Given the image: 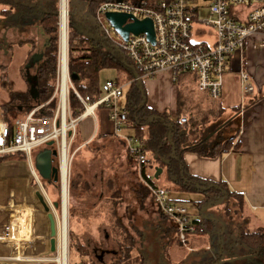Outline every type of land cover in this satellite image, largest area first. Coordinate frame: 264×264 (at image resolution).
Listing matches in <instances>:
<instances>
[{
    "label": "rangeland",
    "instance_id": "rangeland-1",
    "mask_svg": "<svg viewBox=\"0 0 264 264\" xmlns=\"http://www.w3.org/2000/svg\"><path fill=\"white\" fill-rule=\"evenodd\" d=\"M20 3L23 5L20 6ZM32 6H40L38 0L0 2V106L3 103L7 104L11 120L19 117L25 118L36 107L37 111L41 110L55 96L58 98L59 104L61 98L58 75L54 93L47 102H39L29 91L40 73V66L44 62L42 54L50 34L56 35L59 40L58 54L61 46L60 14L58 28L50 33L41 23L44 17L35 13ZM68 8L69 18L70 13L73 14L79 21L80 28H94L101 31V24L96 18L92 0H68ZM213 38V28L204 24H193V42L204 39L212 42ZM119 76H121V81L127 80V77L121 75L119 70L106 68L102 70L100 79L104 82L108 78L116 77L117 79ZM186 83L188 82L183 80L180 85ZM191 88H193L192 91H196L194 84L189 86V89ZM127 89L128 87L126 94ZM126 94L119 98V106L125 104ZM201 96L194 93L193 98L185 99V116L190 120V124L194 123V118L202 119L208 110L209 96L205 97L202 94ZM198 100L204 106L202 109L199 102L196 103ZM93 120V117H88L79 123L76 135L69 147L71 168L68 180V264L82 260L85 263L91 262V264L116 263L119 261L116 259L122 252L121 242L129 244L128 239L132 240L131 244L136 248L133 257H137L134 261H139L138 264H209L215 259H220L219 264H264V260L258 254H252L248 246L241 245L243 235L248 236L253 232L263 234L264 244V230L253 231L248 227L244 220V211L247 216L249 210L245 208L243 211L242 203L238 198L225 196L223 199L226 201H218L211 205L209 202L203 206L200 205V201L203 199L201 198L202 193L174 189L168 182L167 186L172 187H165L168 199L184 205L191 218L202 220L210 218L209 222L213 223L212 229H210L209 223V226H201L199 240L197 243L195 242L194 246L203 249L190 251L180 245L176 232L171 229L167 221H172L170 216L163 214L157 208L150 194L149 183L146 181L147 175L155 177L156 165L144 168L145 171H143V168L127 150L125 140L116 134L97 135L83 148H78V144L85 139V131L79 133L80 127L84 126V129L88 127L91 130L94 126ZM125 130L127 129H124V133ZM233 131V128L229 129L225 135L228 136ZM35 151L39 152L40 148ZM147 155L151 158L153 154L148 153ZM55 163H59V158H56ZM23 169L28 170V165L14 162L0 163V232L11 214L10 210L3 208L12 207L11 201L14 197H18L17 202H21L22 199L28 201L27 192L21 191L18 194L14 190L15 181L11 180L12 173H21L27 179L28 173ZM165 176H167L166 170L160 178L155 177V179L160 183V181L166 180ZM40 180L41 184L32 178L30 186L32 194L29 193L28 202L43 212L37 216L39 231L37 233L39 235H45L50 231L48 214L53 213L58 228L59 249L57 252H51L50 244L42 242L44 240L42 237L39 239L35 251L30 247H20L18 251L14 246L0 240V256H18L22 253L20 256L23 258H34L31 261H0V264H60L58 258L61 246L62 183L43 178ZM73 186L74 189H72ZM37 192L43 194L49 211L45 210ZM45 194L51 202L46 199ZM56 201L59 202L58 207L54 206ZM214 217L217 220H213ZM165 224L166 232L163 228ZM171 224L176 227L175 221H172ZM71 232L78 236L83 243L86 254L81 256L75 250L70 249ZM28 241L33 240L29 239ZM178 254L181 261H177ZM42 256L56 258L58 263L35 259Z\"/></svg>",
    "mask_w": 264,
    "mask_h": 264
},
{
    "label": "built area",
    "instance_id": "built-area-1",
    "mask_svg": "<svg viewBox=\"0 0 264 264\" xmlns=\"http://www.w3.org/2000/svg\"><path fill=\"white\" fill-rule=\"evenodd\" d=\"M62 4L63 0H59L60 25ZM66 8L68 16V0ZM111 11L126 12L138 19L152 18L155 42L150 41L145 33H130L129 39L124 40L106 17V14ZM95 14L101 24L102 34L115 46L122 48L139 70L140 74L137 76V80L153 78L162 71H170L174 81L178 80L182 74H194L198 90L207 93L212 99L221 98L224 75L229 72L235 53L244 50L248 43L254 46H264V0H104L96 9ZM194 23L213 28V41L208 42L204 39L193 42ZM68 29L69 16L67 41ZM202 32L205 33V31ZM66 63L68 66L67 86L69 85V87L63 99V52L62 46H60L57 75L60 80L61 98L53 115H36V107L25 118L15 119L12 135H10L9 124L0 119V155L15 152L25 153L28 170H23L28 173L27 180L30 187L32 178L41 184V177L35 168L34 158L37 153L35 150L47 147L48 143L53 141V147L59 154L60 181L62 183L63 156L67 155L70 164L69 147L76 135L77 126L87 116L94 114L97 108L103 106L109 110L114 134L124 138L127 150L139 166L147 169L156 165L155 168H157L155 157L152 155L149 158L145 151L144 139L136 135H123L129 121L126 110L123 105H118V100L123 96L126 85L114 79H108L101 84L100 93L93 97L83 96L75 90L84 109L78 116L73 117L69 101L70 88L74 89L69 73V43L66 46ZM239 78L244 93H253L254 86L249 80L248 73L244 70L240 71ZM64 126L65 131L63 130ZM146 178L150 194L158 209L176 222L180 241L186 245L187 234L195 231V225L188 209L181 203L168 199L167 189L155 179L154 175H147ZM45 196L50 201L47 194ZM30 205L35 208V211L29 207L30 213L21 211L14 216L10 214L9 219L1 228L0 240L10 244V239H15L24 244L21 245L22 248L30 247L35 251L39 239L42 237L44 239L42 242L50 244L51 235L50 231L45 235L38 234L37 216L43 212L32 203ZM21 215L26 216L24 217L27 219L26 223L30 220V226L25 233H22ZM33 234L37 236L34 240L32 239ZM29 239L33 241L29 242ZM18 246L15 245L14 248L18 250L20 248ZM18 256H0V261L34 260V258L20 256L21 259ZM35 259L37 261H56V258L49 256Z\"/></svg>",
    "mask_w": 264,
    "mask_h": 264
},
{
    "label": "trees",
    "instance_id": "trees-1",
    "mask_svg": "<svg viewBox=\"0 0 264 264\" xmlns=\"http://www.w3.org/2000/svg\"><path fill=\"white\" fill-rule=\"evenodd\" d=\"M37 1V0H36ZM104 0H92V6L96 9ZM0 2H11V0H0ZM40 6H35V13L41 14V23L45 30L50 33L59 26V0H38ZM20 6L23 4H19ZM26 5V4H24ZM27 6V5H26ZM77 18L70 13L68 43H69V73L74 89L69 91V101L72 116L76 117L83 111L84 106L77 97L75 90L83 96H95L100 93V72L106 68L119 70L121 75L127 77L131 83L126 91V102L123 108L127 112L128 121L132 125L135 135L145 140V151L155 155L157 165L166 170V180L172 184L174 189H183L188 191H199L206 198L204 201L210 202L212 193L215 202L220 201L225 196H230L229 189L221 184H214L202 181L189 174L183 155L186 151H193L202 156L216 157L223 154L231 148L236 149V144L232 139H222L221 131L217 137L213 136L218 129H221V123H217V117L208 111L202 119H195L190 124V120L185 116L186 109L185 99L179 96L180 104L177 111V117L167 111L159 112L147 106L146 92L142 85V80H137L140 74L137 67L129 58L127 53L118 46H115L106 36L98 29L80 28ZM50 34L46 48L42 54L44 62L40 66V73L33 88V97L39 102H47L53 95L55 83H57V61H58V38ZM180 77V76H179ZM123 94V96L125 95ZM11 103V102H9ZM58 105V98L46 103L36 115H53ZM1 118L9 124L10 135L14 132V120L8 115L7 104L0 106ZM213 118V120H211ZM213 123L211 126L210 123ZM134 158V157H133ZM135 159V158H134ZM21 163L27 165L25 153L15 152L0 155V163ZM145 171V169H143ZM171 186L167 188H172ZM75 187L73 186L72 189ZM224 192L221 194L219 189ZM196 221V220H195ZM210 218L197 220L196 230L202 231V225L212 224ZM209 226V225H208ZM129 244L121 242L119 260L113 264H138L133 257L136 248L131 244L132 240L128 239ZM242 243V244H241ZM241 245L250 248V252L258 254L264 260L263 234L253 232L241 238ZM70 249L75 250L79 255L86 254V248L79 240L78 236L71 232ZM123 253V254H122ZM220 259H215L209 264H219ZM73 264H91L83 260Z\"/></svg>",
    "mask_w": 264,
    "mask_h": 264
},
{
    "label": "crops",
    "instance_id": "crops-1",
    "mask_svg": "<svg viewBox=\"0 0 264 264\" xmlns=\"http://www.w3.org/2000/svg\"><path fill=\"white\" fill-rule=\"evenodd\" d=\"M242 70L248 73L249 80L254 86V91L251 94H245L243 91L239 78V73ZM120 77L121 76L117 79L116 77L108 79H114L119 83L125 84L127 88L132 80L123 82L120 80ZM183 80L188 82L184 84L185 86L183 84L180 85ZM102 83L103 81L100 79V84ZM192 84L195 86V92L192 91L193 88L189 89V86ZM142 85L147 96V106L159 112L167 111L172 114V116L177 115L180 104L179 96H183V99L193 98L192 95L194 93H197L199 97H202L201 94L205 97L206 95L209 96L207 93L203 94V92L197 89L196 76L190 73L182 74L178 80L174 81L170 71H162L153 78L143 79ZM34 87L35 84L33 83L29 90L31 93H33ZM68 87L69 85L67 86V91ZM222 89L223 91L220 99L208 97L209 106L207 111L217 117V123H221V129L213 133V136L217 137L220 130H222V139L234 140L233 142L236 144V149L231 148L229 151L218 154L216 157H207L193 151H186L183 158L190 175L205 182L214 184L222 183L223 187L229 189L230 192H234L231 193L229 197L238 198L242 203L241 206L243 207V211L245 208L249 210L247 216H245L244 211V220L247 222L248 227L253 231L264 230V46H254L248 43L244 50L235 53L232 58L231 68L229 72L224 75ZM198 102L202 109L204 106H202L199 100L196 101L197 104ZM0 114H2V112H0ZM1 116L0 119H2ZM88 117L94 118V126L91 130H89L88 127L84 129V126H79V133H83V130L85 131V139L78 144L79 149L83 148L85 144H88L97 135L114 134L113 123L109 117V110L106 107L101 106L97 108L94 114L87 116L82 121H85ZM210 125L212 126L213 123L211 122ZM232 128L234 129L233 133L226 136L225 134ZM126 129L125 133L123 132L124 136L133 135V132H135L130 123L126 126ZM121 138L123 137L121 136ZM158 168L160 167L157 166L156 170H154L155 177ZM163 173L164 170L160 173L159 177L156 178H160ZM12 174L13 178L11 180L15 181L14 190L17 191L18 194L21 191L27 192L28 199L29 193L32 191L28 186L27 179L24 178L21 173ZM160 183L162 186L168 187L167 180L160 181ZM219 191L221 194L224 192L221 188ZM202 194L201 198L203 199L200 201V205L204 206L209 202L204 201L206 196ZM208 195L211 197L209 205L216 203L212 200L214 198L213 194L209 192ZM17 198L18 197H14L11 201L12 207L9 205L10 208L3 209L10 210L13 216L21 211H28V213H30L31 209L29 207L35 211V208L32 207L28 201L22 199L21 202H17ZM220 201L226 200L222 198ZM21 217L23 224L22 233H25L30 226V220L26 223L27 219L24 218L26 216L21 215ZM191 219L193 220L196 230L195 222L202 219ZM213 220L217 219L214 217ZM167 221L180 240L177 228L171 224L172 221ZM163 228L166 232V224ZM199 233L198 231L189 232L187 234V244L184 245L179 241L180 245L190 251L203 249L194 246L199 240ZM36 237V234L32 235L33 240L36 239ZM10 241V245L12 246L19 245L18 247H21V245H24L17 242L15 239H10ZM58 249L57 241V251ZM176 257L177 261H181L179 260V254Z\"/></svg>",
    "mask_w": 264,
    "mask_h": 264
},
{
    "label": "water",
    "instance_id": "water-1",
    "mask_svg": "<svg viewBox=\"0 0 264 264\" xmlns=\"http://www.w3.org/2000/svg\"><path fill=\"white\" fill-rule=\"evenodd\" d=\"M121 1V0H119ZM108 21L115 27L117 32L122 36L124 40L129 39L130 33L140 34L145 33L150 41L155 42V28L152 18L147 17L144 19L135 18L132 14L126 12L111 11L106 14ZM132 21L129 22L128 20ZM54 142L50 141L48 146L35 155V168L38 171L41 178L44 180H50L53 182H59L61 178L60 165L55 164L56 158H59L57 149L53 148ZM162 168H158L156 177H159L162 172ZM39 196L40 202L43 204L46 211H49V206L45 201L43 194L36 193ZM55 207L59 206V202L54 203ZM50 222V246L51 252H57V235L58 228L53 213L48 214ZM37 264V263H32Z\"/></svg>",
    "mask_w": 264,
    "mask_h": 264
},
{
    "label": "bare ground",
    "instance_id": "bare-ground-1",
    "mask_svg": "<svg viewBox=\"0 0 264 264\" xmlns=\"http://www.w3.org/2000/svg\"><path fill=\"white\" fill-rule=\"evenodd\" d=\"M67 0H63L61 12V46L63 52V82H62V98L64 99L67 92V63H66V46H67ZM65 131V126L63 128ZM65 138V137H64ZM46 148V147H45ZM44 149V148H42ZM40 149V150H42ZM70 164L67 160V155L63 156L61 170H62V218L60 229V257L58 261L60 264H68V180H69ZM18 258H21L18 256ZM22 259V258H21Z\"/></svg>",
    "mask_w": 264,
    "mask_h": 264
},
{
    "label": "flooded vegetation",
    "instance_id": "flooded-vegetation-1",
    "mask_svg": "<svg viewBox=\"0 0 264 264\" xmlns=\"http://www.w3.org/2000/svg\"><path fill=\"white\" fill-rule=\"evenodd\" d=\"M56 161V160H55ZM56 164V163H55Z\"/></svg>",
    "mask_w": 264,
    "mask_h": 264
}]
</instances>
